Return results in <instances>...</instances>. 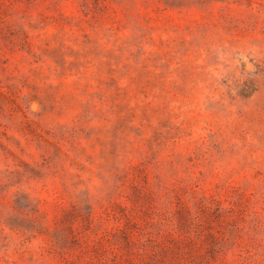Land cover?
Listing matches in <instances>:
<instances>
[{
	"label": "rangeland",
	"instance_id": "rangeland-1",
	"mask_svg": "<svg viewBox=\"0 0 264 264\" xmlns=\"http://www.w3.org/2000/svg\"><path fill=\"white\" fill-rule=\"evenodd\" d=\"M0 264H264V0H0Z\"/></svg>",
	"mask_w": 264,
	"mask_h": 264
}]
</instances>
